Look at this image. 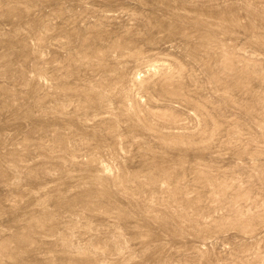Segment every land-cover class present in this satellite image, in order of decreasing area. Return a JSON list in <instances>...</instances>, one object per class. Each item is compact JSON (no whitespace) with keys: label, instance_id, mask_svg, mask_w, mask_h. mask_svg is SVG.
<instances>
[{"label":"rangeland","instance_id":"1","mask_svg":"<svg viewBox=\"0 0 264 264\" xmlns=\"http://www.w3.org/2000/svg\"><path fill=\"white\" fill-rule=\"evenodd\" d=\"M0 264H264V0H0Z\"/></svg>","mask_w":264,"mask_h":264}]
</instances>
